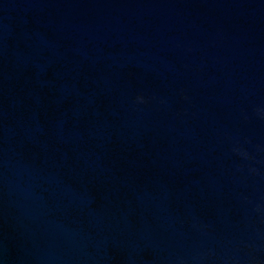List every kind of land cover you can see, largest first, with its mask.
<instances>
[{
    "label": "water",
    "instance_id": "obj_1",
    "mask_svg": "<svg viewBox=\"0 0 264 264\" xmlns=\"http://www.w3.org/2000/svg\"><path fill=\"white\" fill-rule=\"evenodd\" d=\"M0 264H264V0H0Z\"/></svg>",
    "mask_w": 264,
    "mask_h": 264
}]
</instances>
